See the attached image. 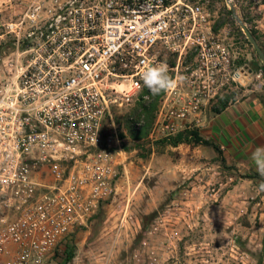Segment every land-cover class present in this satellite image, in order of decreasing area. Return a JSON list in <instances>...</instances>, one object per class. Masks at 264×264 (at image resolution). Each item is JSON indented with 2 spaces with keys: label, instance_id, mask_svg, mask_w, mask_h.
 Listing matches in <instances>:
<instances>
[{
  "label": "built area",
  "instance_id": "2783aa9c",
  "mask_svg": "<svg viewBox=\"0 0 264 264\" xmlns=\"http://www.w3.org/2000/svg\"><path fill=\"white\" fill-rule=\"evenodd\" d=\"M1 26L15 42L0 75V264H47L117 193L128 162L114 115L151 93L143 71L175 72L155 141L210 106L229 53L190 0H33ZM162 51L197 65L184 78Z\"/></svg>",
  "mask_w": 264,
  "mask_h": 264
},
{
  "label": "rangeland",
  "instance_id": "374dc122",
  "mask_svg": "<svg viewBox=\"0 0 264 264\" xmlns=\"http://www.w3.org/2000/svg\"><path fill=\"white\" fill-rule=\"evenodd\" d=\"M190 1L209 13L212 34L229 53V63L220 75L223 90L210 107L241 99L250 93L248 89L264 96V64L232 12L233 8L264 53V0ZM32 2L0 0V23L6 27L26 18ZM14 42L1 26V76L13 57ZM161 57L169 67L177 65V55L162 51ZM196 57L194 51L182 56L178 74L185 78L196 67ZM168 74L172 78L175 72ZM164 95L162 91L140 98L148 101V122L137 121L140 99L115 113L128 162L117 193L88 229L63 243L47 264H63L68 253L73 257L67 264H264V192L258 187L264 178H258L257 185L241 183L233 191L231 184L237 179L220 175L206 194L179 192L185 183L172 176V139L149 138Z\"/></svg>",
  "mask_w": 264,
  "mask_h": 264
},
{
  "label": "crops",
  "instance_id": "0c3cea01",
  "mask_svg": "<svg viewBox=\"0 0 264 264\" xmlns=\"http://www.w3.org/2000/svg\"><path fill=\"white\" fill-rule=\"evenodd\" d=\"M222 79L219 92L224 86ZM248 91L241 99L232 100L219 110L207 107L184 124L180 133L184 132L187 139L170 146L172 176L179 183H185L179 192L206 194L211 181L220 175L237 179L231 184L233 191L241 183L257 185V179L264 178L251 160L254 149L264 146V96L254 89ZM190 132H195L201 140L195 142ZM224 183L222 180L220 185L223 187Z\"/></svg>",
  "mask_w": 264,
  "mask_h": 264
},
{
  "label": "clouds",
  "instance_id": "9594fccd",
  "mask_svg": "<svg viewBox=\"0 0 264 264\" xmlns=\"http://www.w3.org/2000/svg\"><path fill=\"white\" fill-rule=\"evenodd\" d=\"M144 85L153 95H158L162 91L167 92L173 89L175 81L169 76L166 64H158L147 67L142 73ZM257 173L264 177V146H258L251 153ZM259 190L264 192V180L259 184Z\"/></svg>",
  "mask_w": 264,
  "mask_h": 264
},
{
  "label": "trees",
  "instance_id": "16d2710c",
  "mask_svg": "<svg viewBox=\"0 0 264 264\" xmlns=\"http://www.w3.org/2000/svg\"><path fill=\"white\" fill-rule=\"evenodd\" d=\"M147 102L148 101H143V100H141V102H139L138 107L135 110V113H136V116L138 119L137 121H141V120L145 119L146 122H148V120L146 118H149L151 116V110L148 108L149 106H148V104H146ZM226 105H227V102H223V103H221L220 106L214 107V109L219 110L220 108H224ZM150 119H152V118H150ZM190 133H191L192 139L195 142H199L201 140V139H199V137L197 136V134L195 132H190ZM167 138L172 139L171 144L176 145L177 143L181 142L182 140L187 139V136H185V134L183 132V133L177 134L176 136H171V137H167ZM72 257H73L72 253H68L66 256L65 262L63 264H67L72 259Z\"/></svg>",
  "mask_w": 264,
  "mask_h": 264
},
{
  "label": "water",
  "instance_id": "95a60500",
  "mask_svg": "<svg viewBox=\"0 0 264 264\" xmlns=\"http://www.w3.org/2000/svg\"><path fill=\"white\" fill-rule=\"evenodd\" d=\"M227 2H230V0H227ZM232 12L237 20V22L240 24L242 30L244 31V33L246 34L247 38L249 39V41L252 43L253 47L255 48L256 52L258 53V55L260 56L263 64H264V53L261 50V48L259 47L256 39L253 37V35L251 34L250 30L247 28V26L236 16L235 11L232 8Z\"/></svg>",
  "mask_w": 264,
  "mask_h": 264
}]
</instances>
